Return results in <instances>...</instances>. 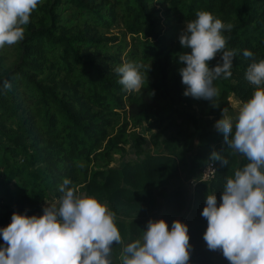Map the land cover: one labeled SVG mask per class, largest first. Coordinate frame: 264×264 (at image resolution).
Segmentation results:
<instances>
[{
    "label": "trees",
    "instance_id": "trees-1",
    "mask_svg": "<svg viewBox=\"0 0 264 264\" xmlns=\"http://www.w3.org/2000/svg\"><path fill=\"white\" fill-rule=\"evenodd\" d=\"M197 11L231 24L224 34L228 48L237 51L232 76L214 81L219 95L212 102L185 97L179 75L184 65L178 55L187 51L179 36ZM24 28L22 41L0 49V225L10 224L14 212L43 213L49 197L58 200L65 178L77 195L95 197L115 216L147 217L158 204L155 191L182 168L192 175L213 163L214 179L198 181L189 203L181 192L159 194L167 199L160 220L169 228L180 221L189 229L190 261L212 264L213 253L203 240L205 198L214 193L219 204L226 180L248 161L229 149L218 131L197 136L198 120L177 108L195 107L202 116L217 117L222 109L231 110V95L241 103L251 97L255 86L245 79L251 61L243 51L264 59V0H42ZM217 60L219 55L209 67ZM125 62L142 66L139 91H125L118 82L115 69ZM165 121L179 131L165 139L151 135L162 139L161 154L120 170L109 168L125 151L128 132L138 155L143 138L135 130L148 124V130L160 128ZM212 152L228 159V166L210 162ZM115 222L123 243L113 242L111 259L121 264L123 247L142 239L147 225ZM220 264L230 262L223 256Z\"/></svg>",
    "mask_w": 264,
    "mask_h": 264
},
{
    "label": "clouds",
    "instance_id": "clouds-1",
    "mask_svg": "<svg viewBox=\"0 0 264 264\" xmlns=\"http://www.w3.org/2000/svg\"><path fill=\"white\" fill-rule=\"evenodd\" d=\"M42 0H0V49L24 39V26ZM231 24L208 11H197L179 36L187 51L178 55L185 97L212 102L219 91L218 79L232 76L235 49L228 48ZM219 55L213 67L209 62ZM243 56L251 62L245 79L255 86L235 117L222 109L214 124L228 148L242 155L247 164L234 171L221 191L205 198L201 216L207 227L203 240L209 250H221L230 264H264V59L254 58L250 50ZM141 65L125 62L115 71L125 91H139L144 83ZM3 87L11 84L5 80ZM218 107V106H213ZM210 162L228 166V159L212 152ZM82 166V165H81ZM209 163L205 175L215 176ZM71 180L59 185L57 203L42 209L40 216L11 215V223L0 228V264H113L112 245L122 244L115 213L95 197L76 194ZM186 224L149 220L142 239L127 243L121 253L122 264H188L191 245Z\"/></svg>",
    "mask_w": 264,
    "mask_h": 264
},
{
    "label": "rangeland",
    "instance_id": "rangeland-1",
    "mask_svg": "<svg viewBox=\"0 0 264 264\" xmlns=\"http://www.w3.org/2000/svg\"><path fill=\"white\" fill-rule=\"evenodd\" d=\"M229 103H230V106L232 105V108L234 111H232L231 109L229 112H227V115L231 117H235L242 103L238 104V102H236V99L233 98V95L229 97ZM177 109L194 116L198 120V123H199L198 129L195 130L197 136L200 133L204 132L205 130L217 131L214 127V124L217 120L221 118L222 113L217 117H206V116H202L199 110L196 109L195 107L193 109H188L185 106H178ZM177 124L181 125V122L178 121ZM149 125L150 124H148L143 129L144 131L143 130L140 131L136 129L134 133L143 138L141 153L138 155L136 154L135 138L133 137V135H131L132 133L130 134L128 132V144L125 146V151L121 153L120 155L114 156L113 162L110 164L109 168L120 170L127 164H132V163H137V162L140 163L141 161L144 160L145 156L147 155L161 154L162 153V147L160 145L161 140L171 137V136H176L179 131L178 128L169 126L168 121H165L160 128H156L152 130H148L147 127H149ZM189 129L191 131H194L193 128H189ZM151 135H161L162 139L159 141L153 140L151 139ZM193 154L190 153L186 156L188 164H191V161L193 159ZM198 173L199 171L190 175L189 168H182L168 186H166L165 188L161 190H156L155 194L158 199V204L155 210L147 217L125 218V217L115 216V221L124 222V223H130L133 221H137V222H144L147 225L149 220H154V221L160 220L161 216L164 213V207H165V203L167 200L166 198L162 199L161 197H159L160 192L164 191L168 195H172L175 192H181L185 197L186 203H189L191 199V194L194 188L193 182L197 181ZM80 194H84V193L81 192L79 193V195ZM57 201H58L57 199H54L53 197H49V199L43 204V208L47 207V204L51 205V204L57 203ZM42 214L43 213H40L37 216H40ZM211 251L213 253L212 264H220L223 258V254L218 252L219 249L215 251L213 250ZM120 262L122 264L121 256H120ZM188 264H195V263H192L189 260Z\"/></svg>",
    "mask_w": 264,
    "mask_h": 264
},
{
    "label": "built area",
    "instance_id": "built-area-1",
    "mask_svg": "<svg viewBox=\"0 0 264 264\" xmlns=\"http://www.w3.org/2000/svg\"><path fill=\"white\" fill-rule=\"evenodd\" d=\"M208 166H209V163H207L206 165H204L200 170H199V173H198V179H197V181L196 182H193V187H195V185H196V183L198 182V181H202V182H210L211 180H213L214 179V177L213 176H211V175H205L206 174V172H207V170H208ZM212 167L215 169V171H216V167H215V165L212 163ZM9 225V224H8ZM8 225H0V228H3V227H6V226H8ZM4 243V241L2 240V238H0V244H3Z\"/></svg>",
    "mask_w": 264,
    "mask_h": 264
},
{
    "label": "crops",
    "instance_id": "crops-1",
    "mask_svg": "<svg viewBox=\"0 0 264 264\" xmlns=\"http://www.w3.org/2000/svg\"><path fill=\"white\" fill-rule=\"evenodd\" d=\"M233 98H235V99H236V102H238V104H240V103H241V101H240L238 98H236L235 96H233ZM230 107H231L232 111H234V110H233V108H232V105H231ZM229 111H230V110H229ZM229 111H227V112H229Z\"/></svg>",
    "mask_w": 264,
    "mask_h": 264
}]
</instances>
